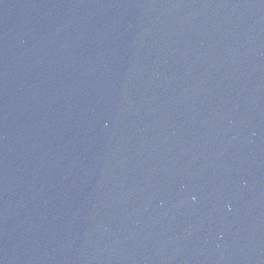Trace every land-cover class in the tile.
Wrapping results in <instances>:
<instances>
[{"label":"water","instance_id":"1","mask_svg":"<svg viewBox=\"0 0 264 264\" xmlns=\"http://www.w3.org/2000/svg\"><path fill=\"white\" fill-rule=\"evenodd\" d=\"M0 264H264V0H0Z\"/></svg>","mask_w":264,"mask_h":264}]
</instances>
